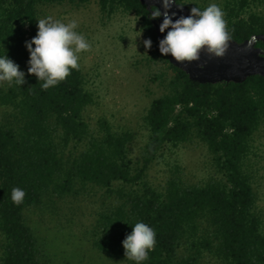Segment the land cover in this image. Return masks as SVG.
<instances>
[{"label":"trees","instance_id":"trees-1","mask_svg":"<svg viewBox=\"0 0 264 264\" xmlns=\"http://www.w3.org/2000/svg\"><path fill=\"white\" fill-rule=\"evenodd\" d=\"M210 1L177 3L203 10ZM55 2H96L109 16L134 14L152 40V60L173 71L144 117L148 141L140 158L132 156L134 134L114 131L105 119H87L97 100L79 64L48 90L28 74L25 42L38 33L40 5ZM217 5L230 40L264 35V0ZM151 11L140 0H0V56L17 63L26 81L0 86V264H53L28 214H56L60 205L97 197L88 237L112 263L134 264L122 241L132 225L144 222L156 233L144 264H264V168L257 145L264 130V78L243 84L191 81L160 53ZM189 145L207 149L211 176L191 183L179 165L167 163L165 180L149 181V170L166 153ZM13 188L26 193L19 206L11 200Z\"/></svg>","mask_w":264,"mask_h":264},{"label":"rangeland","instance_id":"rangeland-1","mask_svg":"<svg viewBox=\"0 0 264 264\" xmlns=\"http://www.w3.org/2000/svg\"><path fill=\"white\" fill-rule=\"evenodd\" d=\"M210 2L217 4V0ZM46 17L64 23L77 21L76 31L90 45L78 54V64L97 100L86 117L93 124L105 119L114 131L134 134L132 156L140 158L148 141L144 117L151 103L165 93V84L173 76L169 65L153 61L152 49L145 48L144 40L149 38L141 30L140 19L119 11L109 16L102 13L96 2L82 6L44 3L40 5L39 19ZM259 137L258 155L264 168V130ZM160 162L148 172L149 181L155 185L169 175L167 163L179 165L191 183L213 174L211 156L204 146L181 147L166 153ZM97 198L60 205L56 214H28V223L53 264H115L101 256L89 241L88 232L99 207ZM260 206L264 210V185Z\"/></svg>","mask_w":264,"mask_h":264},{"label":"clouds","instance_id":"clouds-1","mask_svg":"<svg viewBox=\"0 0 264 264\" xmlns=\"http://www.w3.org/2000/svg\"><path fill=\"white\" fill-rule=\"evenodd\" d=\"M164 12L153 6L149 19L163 16L160 32L167 33L159 41V51L164 56H171L177 62H193L200 59L202 50L210 56L222 57L227 51L230 41L226 29L224 12L216 3H210L201 10L192 7L188 16H180L173 20L176 13L168 12L177 0H162ZM78 23L72 20L64 23L53 20L52 17L38 19V33L25 46L30 53L28 74L35 75L43 90L57 86L64 81L72 69H78V54L89 49L90 45L85 37L76 31ZM35 45V47H33ZM144 46L151 49L152 40H144ZM203 69L205 65L201 64ZM25 73L12 59L0 56V86L7 84L22 86L25 84ZM26 193L23 189L13 188L11 200L17 206L24 201ZM132 232L122 241L127 260L134 264H144L149 258V252L156 244L155 230L144 222L132 225Z\"/></svg>","mask_w":264,"mask_h":264},{"label":"water","instance_id":"water-1","mask_svg":"<svg viewBox=\"0 0 264 264\" xmlns=\"http://www.w3.org/2000/svg\"><path fill=\"white\" fill-rule=\"evenodd\" d=\"M142 5L152 10L153 6L159 7L162 12V0H140ZM173 4L171 10L168 12L171 15L173 12L176 16L173 20L180 16H188L190 8L186 5ZM163 16L153 22V25L158 34V41L162 40L165 33L160 32V25L163 22ZM259 42L264 43V35L253 36L250 40L243 43H237L230 40L227 51L222 57L210 56L206 50L200 53V59L193 62H177L170 55L168 57L169 63L185 72L189 79L202 85H217L222 83L243 84L249 78L260 76L264 78V50L257 47ZM205 67L202 69L200 65Z\"/></svg>","mask_w":264,"mask_h":264},{"label":"flooded vegetation","instance_id":"flooded-vegetation-1","mask_svg":"<svg viewBox=\"0 0 264 264\" xmlns=\"http://www.w3.org/2000/svg\"><path fill=\"white\" fill-rule=\"evenodd\" d=\"M159 19V18H158ZM158 19H156V20H158ZM258 47V46H257ZM258 48H261V49H263L264 50V46H262V47H258Z\"/></svg>","mask_w":264,"mask_h":264}]
</instances>
